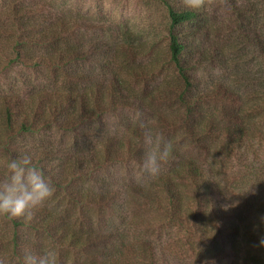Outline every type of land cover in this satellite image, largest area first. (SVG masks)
Returning a JSON list of instances; mask_svg holds the SVG:
<instances>
[{
	"label": "trees",
	"instance_id": "trees-1",
	"mask_svg": "<svg viewBox=\"0 0 264 264\" xmlns=\"http://www.w3.org/2000/svg\"><path fill=\"white\" fill-rule=\"evenodd\" d=\"M165 2L167 62L173 75L157 94L152 89L142 97L120 73L126 69L121 66L126 58H117L118 54L124 56L123 44L111 48L99 41L91 19L58 12L56 7L50 10L40 0H0V81L5 79L8 86L0 89V161L4 168L8 158L31 154L51 178L54 194L61 195L60 202L50 200L33 209L30 218L0 216V264H19L25 253L39 254L45 249L54 250L56 264H68L70 255L79 253L85 254L88 264H134V260L168 264V259L147 246L148 241L137 253L131 249L124 252L123 247L114 245L112 233L94 234L91 228L80 232L67 221L70 208L79 210L86 222L90 216L85 213L96 208L112 212L122 198L127 204L137 202L161 214L168 225L186 229L192 239L190 264H228L241 255L240 227L224 224V214L234 213L220 214L215 203L217 172L211 164L216 156H224L223 164L230 165L236 154L241 166L243 155L252 151L257 141L262 142L256 131L259 123H264V33L257 31L250 18L242 17L239 27L243 25L247 31L239 35L243 43L253 45L258 63L254 70L234 69L227 75V86L213 83L199 73L209 67L215 72L223 70L224 62L234 60L235 66L250 59L244 54L237 60L223 58L220 52L228 48L219 44L199 48L196 35L202 38L205 27L195 24L204 20L202 10ZM192 24L194 35L183 31ZM260 28L264 30V23ZM125 64L127 76L134 78L129 63ZM212 101L229 106L213 109ZM156 103L171 107L176 118L168 120L170 114L156 109ZM123 112L132 118H127L124 129H118L111 119L117 120ZM141 114L154 119V124ZM96 121L103 122L104 130L93 138L98 145L90 146L86 131ZM140 121L173 143L171 157L161 164L155 178H138L145 151ZM159 126L168 130L163 133ZM74 135L89 146L70 144ZM57 137L68 142L57 145ZM189 149L205 154L204 161L192 156ZM261 149L264 154L263 143ZM116 165L132 169L128 185L127 175L124 181L116 177ZM250 166L264 175V155L261 162L254 159ZM252 199L260 204L257 197Z\"/></svg>",
	"mask_w": 264,
	"mask_h": 264
},
{
	"label": "rangeland",
	"instance_id": "rangeland-1",
	"mask_svg": "<svg viewBox=\"0 0 264 264\" xmlns=\"http://www.w3.org/2000/svg\"><path fill=\"white\" fill-rule=\"evenodd\" d=\"M40 1H43V4L50 10L56 7L58 12L62 11L73 14V16L79 14V16L83 15L91 19V24L97 27L94 29L96 36L107 47L113 48V45L122 43L124 47H122L121 51H123L122 54L124 56H119L118 54L117 58L118 60L126 58L121 65L126 69L125 71L120 69V73L127 82L131 83L136 94L143 97V95H148L152 89L157 94L155 91L160 89L162 83L171 79L173 71L169 68L167 62V29L169 25L168 3L165 2L167 0ZM173 2L177 7L185 6L184 0H169V3L173 4ZM200 10H202L204 20H200L199 24L195 25L205 27L203 29L205 34H203L202 38L196 35L199 48L211 49L213 45L219 44L221 48H228L226 51L220 52L223 58L237 60L244 54L245 58L250 59V62L247 63L242 61H240L241 63H235V66L233 65L234 60L228 63L224 62L221 65L223 70L216 72L209 67L199 73L200 77H208L213 80V83L222 82L227 86L230 83L227 75L234 73V69L244 71L252 68L254 70V65L258 63L259 55L251 48L253 45L243 43V38L239 34H245L247 28L242 25V29H240L238 21L242 17L245 19L250 18L249 20L253 21L254 25L258 27L257 31L259 32L260 30L261 33H264V30L260 28L264 23V0H203V6ZM182 29L189 34H193V31H196L193 24L189 28L186 26ZM129 51L132 52V56L127 57ZM125 61L132 68L134 78L127 76ZM152 68L154 70H151ZM1 88L4 90L8 88L5 79L0 81ZM245 93H247V90H244V95H246ZM156 105V109L167 111L170 114L168 120L176 118L171 107H167L163 103H156ZM223 106L228 107L229 105L227 102L219 101H212L210 105L213 109L217 107V110L222 109ZM141 116L148 122H154V119L145 117L148 116L147 114H141ZM129 117H131L130 113L123 112L118 118L115 117L117 120L111 119V121L113 124L115 122L118 129H124ZM101 123L96 121L87 128L86 134L88 140L91 141L90 146L98 145L97 140L93 138L98 136V133H103V122ZM258 127L260 130L256 131V136L261 138L262 142L259 143L257 141L252 151L243 155L244 160L241 166L238 164L240 162L237 161L238 157H236V154L233 155L231 163L229 162L230 165L223 164L224 156H216L211 164L212 168L217 172L214 174L218 183L215 203L219 208V212L220 214L224 211L234 213V215L224 214L225 216L227 215L225 220L228 223L224 221V224L226 226H231V223L236 224L241 229L240 239L242 244L238 247L241 255L231 258L228 264H264V248L259 245V240L264 238V223L260 219L264 216V175L260 169L257 170L254 167L252 169L250 166L254 159L258 163L261 162L264 155L263 149H261V144L263 143L264 145V123H259ZM159 129L163 133L168 130V128L163 130L164 128H161V126H159ZM77 136L74 135L69 140V143L78 144V147L80 145L89 146V143L88 145L87 143L83 144L85 142L79 137L77 138ZM64 140L68 142L67 138L57 137L56 144L63 145ZM255 148L256 158L252 154ZM188 151L201 162L204 161L205 154L199 153L194 149H189ZM244 164H247V166ZM0 165L2 166L1 161ZM1 170L4 172L3 166ZM113 170L116 177L123 181L126 175L127 177L129 174L132 175V169H125L121 165H116ZM114 180L118 181L116 178ZM253 182L256 184L252 185ZM129 183L128 177L127 185ZM123 189H126V187H123ZM55 196L54 194L55 200L52 197L51 201L60 202L61 195ZM253 197L260 199L259 205L253 202ZM112 208H114L112 212L99 208L92 209L89 214L84 212L90 216V219L86 222L84 217L80 215L79 210L70 208L69 214H67V221L71 227L80 232L91 228V233L94 234L106 235L107 233H112L115 236L113 238L114 245L118 244L123 247L122 251L124 252L127 249H131L132 251L130 252H136L140 248L143 249L141 244L144 241H148L147 246H152L154 253H161L164 259L169 260L168 264H190L188 256L190 255L189 244H192V239L189 238L190 235L186 229L182 228L179 230L168 225L164 222L161 214L142 208L138 206L137 202L127 204L125 203V198L119 200L117 206ZM209 214L211 224L213 228H216L215 224L213 225L214 218L210 211ZM189 224L188 229L191 231L193 230V223L190 221ZM206 227L207 229H212L209 225ZM5 229H8V227ZM195 242L196 240H194ZM147 250L149 249L142 250V253ZM125 254L131 255L130 253ZM84 255L83 253H79L76 256L70 255L68 264H88L87 257ZM145 255L148 259L149 256ZM131 259L130 261L132 262ZM71 260H74L75 263H72ZM141 261L143 260H134V264H141ZM122 264L129 263L125 261Z\"/></svg>",
	"mask_w": 264,
	"mask_h": 264
},
{
	"label": "clouds",
	"instance_id": "clouds-1",
	"mask_svg": "<svg viewBox=\"0 0 264 264\" xmlns=\"http://www.w3.org/2000/svg\"><path fill=\"white\" fill-rule=\"evenodd\" d=\"M184 4L189 9L197 10L203 6V0H184ZM139 127L144 129L145 151L138 166V178H155L161 164L171 157L173 143L162 133L146 128L142 121ZM55 191L51 178L33 161L31 154L10 157L0 176V216L9 219L30 218L32 210L50 201ZM260 219L264 223V216ZM259 245L264 248V238L259 240ZM19 264H56V253L52 249L42 250L39 254L28 252L19 258Z\"/></svg>",
	"mask_w": 264,
	"mask_h": 264
}]
</instances>
